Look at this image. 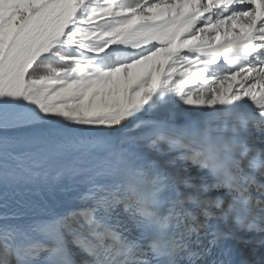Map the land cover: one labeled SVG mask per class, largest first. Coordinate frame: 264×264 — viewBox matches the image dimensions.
<instances>
[{
  "label": "snow or ice",
  "instance_id": "1",
  "mask_svg": "<svg viewBox=\"0 0 264 264\" xmlns=\"http://www.w3.org/2000/svg\"><path fill=\"white\" fill-rule=\"evenodd\" d=\"M65 179L0 264H264V0H0V189Z\"/></svg>",
  "mask_w": 264,
  "mask_h": 264
},
{
  "label": "bare ground",
  "instance_id": "2",
  "mask_svg": "<svg viewBox=\"0 0 264 264\" xmlns=\"http://www.w3.org/2000/svg\"><path fill=\"white\" fill-rule=\"evenodd\" d=\"M51 128L54 132L48 134H42L46 137L55 139V140H64V139H73L80 137L94 138L89 136V130H81L79 128H72L63 124H44L38 125L30 128L24 129H10L9 131L13 134L25 133V131L36 130L39 128ZM55 128V129H54ZM125 126L120 128L119 132L110 130L108 131L104 139L111 140L116 142L118 137L121 135L128 134L125 130ZM130 132V131H129ZM72 191V182L68 180H62L59 182H51L48 185L40 186H27L25 188L19 189L15 192H9L7 200H5L3 190L0 189V214L4 212H12L18 210V202H26L32 204H49L54 205L58 202L67 200ZM7 203L8 207H5Z\"/></svg>",
  "mask_w": 264,
  "mask_h": 264
},
{
  "label": "rangeland",
  "instance_id": "3",
  "mask_svg": "<svg viewBox=\"0 0 264 264\" xmlns=\"http://www.w3.org/2000/svg\"><path fill=\"white\" fill-rule=\"evenodd\" d=\"M134 71H140V69H134ZM156 118V114L153 112V111H149L147 113H144L141 117V119L145 120V121H151L150 119H154ZM48 124H63V125H66V126H70L72 128H78L77 125L75 124H72V123H69L67 121H64V122H57L55 120L51 121L50 123ZM38 125H44V124H32V125H24V126H21L19 128H16V129H24V128H30V127H34V126H38ZM124 126L126 127L124 131H126L127 133H131V132H135L137 131L135 125L131 122H124ZM80 129V128H79ZM12 130V129H11ZM14 130V129H13ZM82 130V129H81ZM83 130H87V129H83ZM106 133L110 130H105ZM130 131V132H129Z\"/></svg>",
  "mask_w": 264,
  "mask_h": 264
},
{
  "label": "water",
  "instance_id": "4",
  "mask_svg": "<svg viewBox=\"0 0 264 264\" xmlns=\"http://www.w3.org/2000/svg\"><path fill=\"white\" fill-rule=\"evenodd\" d=\"M55 129V128H54ZM51 132H54L53 129L51 128H39V129H36V130H30L29 132L28 131H25V133H21V134H18V135H29V134H48V133H51Z\"/></svg>",
  "mask_w": 264,
  "mask_h": 264
}]
</instances>
